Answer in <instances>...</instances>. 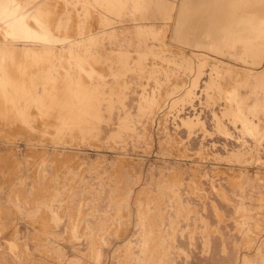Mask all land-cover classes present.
I'll return each instance as SVG.
<instances>
[{
	"label": "rangeland",
	"instance_id": "1",
	"mask_svg": "<svg viewBox=\"0 0 264 264\" xmlns=\"http://www.w3.org/2000/svg\"><path fill=\"white\" fill-rule=\"evenodd\" d=\"M210 1L184 0L173 43L175 0H0V182L24 177L15 219L58 234L45 262L264 264V45L220 30L264 2ZM42 168L55 216L27 192Z\"/></svg>",
	"mask_w": 264,
	"mask_h": 264
},
{
	"label": "crops",
	"instance_id": "2",
	"mask_svg": "<svg viewBox=\"0 0 264 264\" xmlns=\"http://www.w3.org/2000/svg\"><path fill=\"white\" fill-rule=\"evenodd\" d=\"M4 169V173H0V176H6L5 173L7 170L5 167L0 166V170ZM40 172L36 175V178L33 177V183L31 184V188L27 192H36L42 195V198H36L33 196L32 203L34 201H44L49 200L48 197L44 198L43 193L45 192L42 189V177H43V168L39 170ZM3 172V171H2ZM10 175V174H9ZM8 175V176H9ZM32 175V174H31ZM11 180V182H10ZM8 181L10 182V185L8 184ZM9 186V188H7ZM26 183L24 182V177H19L17 180L14 179L11 175L3 182H0V245L2 246V249L0 250V264H19L15 257L20 256V254L24 251V256L26 258L27 264H58L56 261L52 262H45L44 259L46 258L45 255H50L53 257L61 255V251L58 245V234L56 231L50 232L47 234L48 229V223L46 217H43L41 214H37V218L28 221H18L15 219L18 215H24V211L22 210L19 202L21 200H24V194ZM34 187V188H33ZM6 189H8V192H6ZM48 192L49 189H45ZM54 191V190H53ZM71 192L69 193V196L67 198L68 201L75 202L74 200L77 199V192ZM95 192V190L93 191ZM6 193V194H5ZM13 193H15V197L13 196ZM95 194V193H94ZM98 192H96L95 196H93L94 203L99 198L97 196ZM61 194L57 192L53 195L55 199L49 200V204H40L35 211L38 212L40 207L42 206V210L47 212V215L50 214L51 216H55L56 211L54 210V205L51 204V202H57L59 199V196ZM57 197V199H56ZM101 198V197H100ZM81 198H79L80 200ZM100 200V199H99ZM92 201V200H91ZM93 203V204H94ZM93 204L91 207L93 208ZM9 205H11L12 208H8ZM90 205V204H89ZM42 211V212H43ZM41 212V211H40ZM31 213H28L27 215H30ZM12 216V220L9 219L7 221V217ZM46 216V215H44ZM85 216H83L82 222L84 220ZM56 220V217L53 218ZM57 221V220H56ZM86 224H94L97 223L95 221H86L84 220ZM21 225V226H20ZM31 226L32 230L30 228L26 227ZM6 227V228H4ZM49 230V229H48ZM8 239L11 243L13 242V245L9 246L8 248L5 247L3 244V240ZM18 247V248H17Z\"/></svg>",
	"mask_w": 264,
	"mask_h": 264
},
{
	"label": "bare ground",
	"instance_id": "3",
	"mask_svg": "<svg viewBox=\"0 0 264 264\" xmlns=\"http://www.w3.org/2000/svg\"><path fill=\"white\" fill-rule=\"evenodd\" d=\"M138 1H141V3H142V6L144 7V8H147L149 11H152V12H154V10H159V9H163V10H165V11H167V10H169L170 9V7H171V3H172V1L173 0H138ZM206 1V0H205ZM212 1V0H211ZM210 1V2H211ZM232 1V4H230V5H233V8L235 9V8H237V10H239V9H248V8H251V6L252 5H255V4H259V3H262V2H264V0H231ZM176 2H177V5H176ZM221 2V1H220ZM230 2V1H229ZM186 3V2H185ZM184 0H175V4H174V13L172 14V16H171V23H170V26L173 28V30L171 31V33H170V39H171V42H173V43H175V42H177V35H178V27H179V25H180V23H181V21H180V17H181V13H182V11H183V7H184ZM191 3V2H190ZM206 2H204V4H205ZM208 3H209V1H208ZM194 4V3H193ZM192 4V5H193ZM195 4H196V2H195ZM220 4H222V3H220ZM224 4V3H223ZM191 5V6H192ZM206 5V4H205ZM204 5V6H205ZM208 5V4H207ZM213 6V5H212ZM222 6H224V5H222ZM222 6H221V8H222ZM232 7V6H231ZM230 7V8H231ZM220 8V7H219ZM197 9V8H196ZM177 10V11H176ZM201 10H202V8H201ZM205 10V9H204ZM210 10V9H209ZM220 10V9H219ZM222 10H224L223 8H222ZM227 11H228V9H226ZM259 10V9H258ZM257 10V11H258ZM263 10V9H262ZM233 11V10H232ZM260 11H261V8H260ZM205 12V11H204ZM208 12V11H207ZM218 12H220V11H218ZM241 13V12H240ZM244 13V12H243ZM250 13V12H249ZM259 13V12H258ZM204 14H206V12L204 13ZM219 14H222V13H219ZM224 14V13H223ZM231 13H229V15H230ZM237 14V13H236ZM235 14V15H236ZM246 14H248L247 13V11H246ZM241 15L242 17H238V18H236V17H234L235 15L234 14H232L231 16V18L228 20V21H226V22H223L224 21V19H222V17H220L221 18V20L219 21L218 20V22H221L222 20V22L224 23H222L221 22V24H223V26L221 27L220 25V30H221V38L223 39V40H225L226 42H228L229 44H233L234 42H236V40H242V41H245V42H248L249 43V46H256V47H263V45H264V18H263V21H262V19H261V21H262V23L260 24V22H258V21H256V20H252L251 19V16H248V15ZM262 14H263V12H262ZM188 15V14H187ZM234 15V16H233ZM239 15V14H238ZM237 15V16H238ZM205 16V15H204ZM212 15H210V17H211ZM217 16H221V15H217ZM228 16V15H227ZM226 16V17H227ZM240 16V15H239ZM255 16V15H254ZM263 16V15H262ZM201 17H203V16H201ZM224 17V16H223ZM229 17V16H228ZM253 17V16H252ZM192 19H193V17H191ZM219 18V17H218ZM200 19H202V18H200ZM199 19V20H200ZM206 19H209V18H206ZM211 19V18H210ZM197 20V19H196ZM189 21V20H188ZM194 21H195V18H194ZM209 21V20H208ZM255 21V22H254ZM204 22V21H203ZM207 22V21H206ZM257 22L259 23V24H257ZM198 23V22H197ZM200 23H202V22H200ZM208 23V22H207ZM149 24V23H148ZM217 24V23H216ZM216 24H215V26H216ZM138 25V24H137ZM166 25V24H165ZM204 25V24H203ZM207 25V24H206ZM252 25H254V26H256L257 27V29H250L251 28V26ZM261 25H263L262 26V28H261ZM130 26V25H129ZM161 26V25H160ZM196 26V25H195ZM165 27V26H164ZM217 27V26H216ZM184 28V27H183ZM195 28V27H194ZM201 28V27H200ZM205 28V27H204ZM207 28V27H206ZM210 28V27H209ZM260 28H261V30H260ZM213 29V28H212ZM195 31V30H194ZM207 31V30H206ZM217 31H218V27H217ZM183 32V31H182ZM203 32V31H202ZM204 33H205V31H204ZM188 35H189V33H188ZM214 35V34H213ZM168 36V35H167ZM203 36V35H202ZM209 36V35H208ZM218 36V35H217ZM169 37V36H168ZM199 38H200V35H199ZM207 38V37H206ZM211 39H216V37H210ZM218 39V38H217ZM198 41V40H197ZM203 41V40H202ZM206 43H207V40L205 41ZM208 42H210V41H208ZM215 42V41H214ZM168 43V42H167ZM170 43V42H169ZM260 43H262V44H260ZM177 44V43H176ZM209 44V43H208ZM182 45H183V43H182ZM200 45V44H199ZM207 45V44H206ZM170 46V45H169ZM190 46V45H189ZM193 46V45H192ZM208 46V45H207ZM194 47V46H193ZM208 48V47H207ZM175 49V48H174ZM176 49H178V48H176ZM208 49H213V51L215 50V51H217L218 53V56L219 55H222V56H224L222 53V51H221V45H220V40H218L217 41V43H215V44H211L210 46H209V48ZM201 50V49H200ZM204 50V49H203ZM257 49H255V51H256ZM248 51H250V50H248ZM253 52V50H251L250 51V55L252 56V55H254L256 52ZM184 53V52H183ZM248 55V54H247ZM250 56V57H251ZM220 57V56H219ZM238 59V61H239V58H237ZM240 61H243V59L242 60H240ZM262 67V66H261ZM262 70V69H261ZM252 72H254V71H251V73ZM260 73V72H259ZM255 77H256V80L257 81H261V83L262 84H260V88L261 89H263L264 90V73L262 72L261 74H258L257 73V75H255Z\"/></svg>",
	"mask_w": 264,
	"mask_h": 264
}]
</instances>
